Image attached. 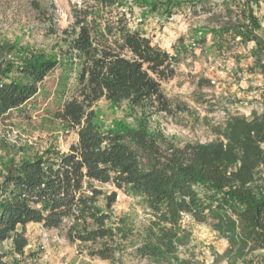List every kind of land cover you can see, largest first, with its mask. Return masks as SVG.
<instances>
[{
    "label": "trees",
    "instance_id": "obj_1",
    "mask_svg": "<svg viewBox=\"0 0 264 264\" xmlns=\"http://www.w3.org/2000/svg\"><path fill=\"white\" fill-rule=\"evenodd\" d=\"M258 2L224 0L230 14V5L238 4L241 17L233 21L230 15L228 24L209 32L216 42L228 35L254 42V66L264 73V37L258 34L264 27L253 8ZM182 5L172 1L162 5L163 12L172 15ZM71 17L57 56L13 63L0 43V121L14 111L22 114L45 78L62 68L75 72L76 86L53 114L78 135L58 160L6 165L0 183V245L13 239L22 254L28 224L47 229L67 224L70 242L85 247L91 258L113 262L125 253L133 233L126 225L111 224L118 194L98 186L109 184L142 197L155 218L133 252L148 264H190L179 258L191 233L182 225L186 216L211 223L228 242V264H264V93L261 111L230 115L213 129L215 140L178 145L161 131L150 132L145 117L172 113L162 83L175 77L181 51L171 54L133 28L121 0H78ZM206 34H201L203 43ZM101 100L140 109L145 125L102 129L94 111ZM257 252L259 260H247ZM5 256L0 254V264H10Z\"/></svg>",
    "mask_w": 264,
    "mask_h": 264
},
{
    "label": "rangeland",
    "instance_id": "obj_2",
    "mask_svg": "<svg viewBox=\"0 0 264 264\" xmlns=\"http://www.w3.org/2000/svg\"><path fill=\"white\" fill-rule=\"evenodd\" d=\"M77 1L0 0V43L8 50L6 59L21 63L40 55L57 56L62 32L72 23V6ZM121 1L133 28L171 54L181 51L175 77L162 83L172 113L145 117L150 132L161 131L178 145L206 143L215 140L213 129L223 126L230 115L250 117L253 111L262 110L264 73L254 66L251 50L255 43L245 44L230 35L216 42L209 32L228 24L231 17L233 21L241 17L238 4L230 5L233 11L230 14L224 0ZM172 1L184 5L172 15H166L162 5ZM258 1L253 3V8L264 27V0ZM203 32H207L204 43ZM258 34L264 37V29ZM75 76L74 71L57 69L39 85V94L22 114L14 111L0 121V183L7 164L36 158L55 161L77 142L76 131L65 129L53 114L73 95ZM94 111L96 123L102 129L132 130L145 125L142 111L126 102L113 104L101 100ZM98 186L108 194L113 191L118 194L110 211L111 224L126 225L133 233L124 244L128 247L125 253L117 254L113 262L94 259L87 255L85 247L68 240L67 224L47 229L42 224L31 223L24 229L22 254L17 253L13 239L0 245V254L6 255L4 260L10 264H148L146 258L133 254L155 219L145 200L127 195L113 185ZM182 225L191 233L187 245L180 247L181 260L190 264H228L224 253L229 244L211 223H197L186 216ZM259 257L257 252L247 260L256 262ZM237 264L248 263L240 260Z\"/></svg>",
    "mask_w": 264,
    "mask_h": 264
},
{
    "label": "crops",
    "instance_id": "obj_3",
    "mask_svg": "<svg viewBox=\"0 0 264 264\" xmlns=\"http://www.w3.org/2000/svg\"><path fill=\"white\" fill-rule=\"evenodd\" d=\"M260 20V19H259Z\"/></svg>",
    "mask_w": 264,
    "mask_h": 264
}]
</instances>
